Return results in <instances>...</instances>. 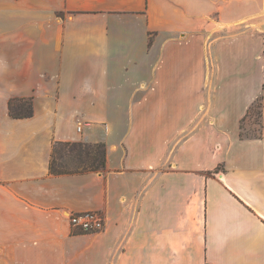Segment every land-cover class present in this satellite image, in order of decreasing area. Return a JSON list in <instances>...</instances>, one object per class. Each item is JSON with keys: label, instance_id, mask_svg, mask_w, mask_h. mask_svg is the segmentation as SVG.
<instances>
[{"label": "crops", "instance_id": "0c3cea01", "mask_svg": "<svg viewBox=\"0 0 264 264\" xmlns=\"http://www.w3.org/2000/svg\"><path fill=\"white\" fill-rule=\"evenodd\" d=\"M0 264H264V0H0Z\"/></svg>", "mask_w": 264, "mask_h": 264}, {"label": "trees", "instance_id": "16d2710c", "mask_svg": "<svg viewBox=\"0 0 264 264\" xmlns=\"http://www.w3.org/2000/svg\"><path fill=\"white\" fill-rule=\"evenodd\" d=\"M259 107V123L263 114L262 97L257 101ZM255 106V105H254ZM253 106V107H254ZM249 110V114L251 110ZM10 114L16 118L31 117L34 114L33 97H13L9 103ZM242 134H244V120ZM50 170L54 174L88 172L106 170V144L104 142L90 143L86 141H55Z\"/></svg>", "mask_w": 264, "mask_h": 264}, {"label": "built area", "instance_id": "2783aa9c", "mask_svg": "<svg viewBox=\"0 0 264 264\" xmlns=\"http://www.w3.org/2000/svg\"><path fill=\"white\" fill-rule=\"evenodd\" d=\"M83 125L84 122L78 120V131L82 130ZM69 219L73 229L78 232H99L103 230L106 225V217L101 210L71 213Z\"/></svg>", "mask_w": 264, "mask_h": 264}, {"label": "rangeland", "instance_id": "374dc122", "mask_svg": "<svg viewBox=\"0 0 264 264\" xmlns=\"http://www.w3.org/2000/svg\"><path fill=\"white\" fill-rule=\"evenodd\" d=\"M258 104H255V106L253 107V109L251 110V117L249 118L250 121L252 122V124H254V130L256 134H259V130H260V123H259V114H258V110L259 107L257 106ZM246 125V122H245Z\"/></svg>", "mask_w": 264, "mask_h": 264}]
</instances>
